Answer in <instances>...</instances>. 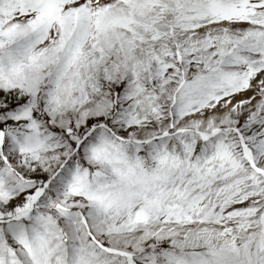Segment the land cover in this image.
<instances>
[{
    "label": "snow or ice",
    "instance_id": "6c2138e0",
    "mask_svg": "<svg viewBox=\"0 0 264 264\" xmlns=\"http://www.w3.org/2000/svg\"><path fill=\"white\" fill-rule=\"evenodd\" d=\"M0 264H264V0H0Z\"/></svg>",
    "mask_w": 264,
    "mask_h": 264
}]
</instances>
